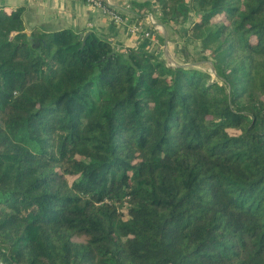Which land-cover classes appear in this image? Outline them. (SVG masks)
I'll return each instance as SVG.
<instances>
[{"label":"trees","instance_id":"1","mask_svg":"<svg viewBox=\"0 0 264 264\" xmlns=\"http://www.w3.org/2000/svg\"><path fill=\"white\" fill-rule=\"evenodd\" d=\"M154 1L211 72L0 10V264H264V0Z\"/></svg>","mask_w":264,"mask_h":264},{"label":"crops","instance_id":"2","mask_svg":"<svg viewBox=\"0 0 264 264\" xmlns=\"http://www.w3.org/2000/svg\"><path fill=\"white\" fill-rule=\"evenodd\" d=\"M107 1L108 9L118 14L121 22H114L107 13L81 0H0V10L9 12L15 8H22V19L28 33L32 29L44 32L85 31L86 34L93 33L101 40L110 42L117 53H124L127 49L148 51L168 66H171L173 60L176 64L177 61L184 62L180 52L183 42L186 43L187 50L191 51L190 47L196 49V46L187 42L189 20L162 24L157 12L158 5L154 0ZM138 4H146L141 19H138L136 7ZM149 17H152L154 24L150 23ZM135 22L142 23L150 37L145 38L141 33H132L131 25ZM175 44L177 46H174ZM173 57L178 60L175 61Z\"/></svg>","mask_w":264,"mask_h":264},{"label":"rangeland","instance_id":"3","mask_svg":"<svg viewBox=\"0 0 264 264\" xmlns=\"http://www.w3.org/2000/svg\"><path fill=\"white\" fill-rule=\"evenodd\" d=\"M158 16H159V12H158ZM149 21L154 24L152 17H149ZM187 42L189 43V41H187ZM185 45H186V43L183 42L181 44L182 49L180 50V52L183 55L184 62L181 61L180 63H178V61H177L178 59L173 57L175 59V61H177V64L181 65L182 67H194L195 69H197L201 72H211V65H210L209 60L205 59L204 55L201 54L200 52H198L197 49H193L190 47L189 49L190 50L192 49V50L191 51L187 50V48H185ZM171 46H173V45H171ZM174 46H177V44H175ZM194 47H195V45H194ZM177 64H176V62H174V60L171 61V63H170L171 67L177 66Z\"/></svg>","mask_w":264,"mask_h":264},{"label":"built area","instance_id":"4","mask_svg":"<svg viewBox=\"0 0 264 264\" xmlns=\"http://www.w3.org/2000/svg\"><path fill=\"white\" fill-rule=\"evenodd\" d=\"M81 1L85 2L86 4L92 6L96 9H100L103 12L107 13L114 22H116V23L121 22L120 16L108 9V7H107L108 1L107 0H81ZM150 23L153 24L152 22H150ZM131 32L132 33H141L143 35V37H145V38L150 37V33L145 30L144 25L142 23H136V22L133 23L131 25Z\"/></svg>","mask_w":264,"mask_h":264}]
</instances>
